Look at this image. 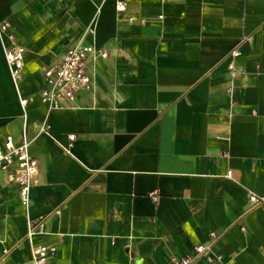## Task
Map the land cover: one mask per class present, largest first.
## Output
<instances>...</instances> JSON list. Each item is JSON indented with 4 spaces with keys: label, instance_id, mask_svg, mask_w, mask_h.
<instances>
[{
    "label": "crops",
    "instance_id": "0c3cea01",
    "mask_svg": "<svg viewBox=\"0 0 264 264\" xmlns=\"http://www.w3.org/2000/svg\"><path fill=\"white\" fill-rule=\"evenodd\" d=\"M3 22L0 142L30 141V213L47 215L34 241L57 246L53 264H170L211 232L227 264H264V209L248 200L264 197V0H0ZM78 42L107 56L88 60L89 89L48 108L43 72ZM26 232L2 179L0 264H32Z\"/></svg>",
    "mask_w": 264,
    "mask_h": 264
},
{
    "label": "built area",
    "instance_id": "2783aa9c",
    "mask_svg": "<svg viewBox=\"0 0 264 264\" xmlns=\"http://www.w3.org/2000/svg\"><path fill=\"white\" fill-rule=\"evenodd\" d=\"M116 9L119 12L125 10V4L118 1ZM9 24H0V32L7 35L13 41V35L8 33ZM239 55L237 50L231 52L233 60ZM4 56L9 69L13 84L18 89L22 79L24 66V48L16 43L4 48ZM101 56L105 58L107 53L102 50H95L92 46L84 45L81 42L66 49L57 64L47 68L43 72V86L38 91L39 100L48 108H62L75 101L78 92L89 89L91 79L87 71V62L90 58ZM231 75L235 76L234 61L230 64ZM32 97H21L20 104L24 108ZM69 140L74 139V135L68 136ZM30 141L23 135L22 140L16 143L12 136H6L0 142V183L4 179L8 184L17 187L19 200L23 207L27 232L25 240L30 247L32 264H53L52 261L57 254V246L54 244L36 243V236L45 232V219L47 215L32 216L30 213L31 189L36 182L38 174L37 160L31 156ZM231 178V171L225 175ZM151 198L156 200V194L151 193ZM251 206H260L264 209V197L256 196L253 193L248 197ZM55 213H59L58 210ZM218 238V234L211 232L206 244L194 246L192 252L182 258L172 259L170 264H195L199 259H204L210 264H227V262L213 249V244ZM6 253L7 250H4Z\"/></svg>",
    "mask_w": 264,
    "mask_h": 264
}]
</instances>
